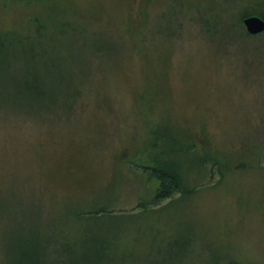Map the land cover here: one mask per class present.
<instances>
[{
  "label": "rangeland",
  "instance_id": "1",
  "mask_svg": "<svg viewBox=\"0 0 264 264\" xmlns=\"http://www.w3.org/2000/svg\"><path fill=\"white\" fill-rule=\"evenodd\" d=\"M256 1L75 0L86 10L96 6L115 27L131 18L144 26L165 11V35L153 32L141 52L129 44L125 59L114 62L109 55L91 57L90 49L111 51L102 34L106 29L89 47L78 41L60 46L54 36L45 47L47 64L28 66L20 51L12 66L16 78L0 66V264H29L22 252L40 229L43 236L65 229L67 237H79L82 226L65 225L67 213L108 199L115 215H135L102 225V232L118 239V264H228L234 259L264 264V162L257 138V130L264 133V54L222 53L197 22L223 3L234 16L258 13ZM23 11L0 7V23L22 21ZM157 28L152 25L150 31ZM262 41L264 36L244 46L252 50ZM27 71L48 75L42 82L50 96L27 93ZM70 76L102 96L106 87L115 108L92 105L76 116L59 115L53 98L66 93ZM153 121H166L232 165L243 161L247 168L229 172L224 180L216 174L203 179L201 188L176 207L159 210L166 200L142 212L140 199L150 198L151 186L125 161ZM192 235L191 251L184 254ZM170 243L177 247L173 253L160 251Z\"/></svg>",
  "mask_w": 264,
  "mask_h": 264
},
{
  "label": "trees",
  "instance_id": "2",
  "mask_svg": "<svg viewBox=\"0 0 264 264\" xmlns=\"http://www.w3.org/2000/svg\"><path fill=\"white\" fill-rule=\"evenodd\" d=\"M0 7L7 12L14 8L24 10L22 21L18 19L11 26L0 23V66H7L10 70L8 77L12 79L17 76L12 75V66L21 59L18 52L24 54V59L29 61L28 66L30 63L33 66L47 64L49 54L45 47L52 45L54 36L60 46L78 41L83 47H89L88 42L98 34V31L106 29L107 31L102 34L108 38L111 51L102 47H97L96 51L90 49L91 57L97 60L100 56L109 55L110 62H114L116 59L119 61L125 59L126 46L129 44L132 43L141 52L149 44V35H153V32L154 36L165 35V11L154 16L147 24H143L144 26L142 23L137 25L136 20L133 21L131 18L115 27L109 26V22L101 14L102 11L97 12L96 6L86 10L75 0H0ZM254 7L259 9L258 13L244 11L234 16L229 13L228 4L223 3L210 13L203 14L197 22L200 23L203 33L215 41L222 53L231 52L237 54L239 58L250 53L259 56L264 54V41L254 46L252 50L244 46L247 41L264 36V33L250 35L243 25V20L253 15L264 19V0H257ZM152 25L159 28L150 31ZM173 32L170 31L169 37ZM42 75L44 74L41 72L37 74L27 71L23 76V87L27 93L51 95L42 82L48 79V75L43 77ZM68 85L66 93L53 98L54 109L59 115L61 111V114L75 113L76 116L80 109H88L92 105L103 110L115 108L114 101L110 102L106 97V87L102 91L104 93L102 96L98 89L91 90L89 86H85L84 81L74 79L72 76L68 79ZM50 108L43 107L47 110ZM262 120L264 121V118ZM257 133L260 142L258 155L264 162V133L260 134L258 130ZM125 163L138 169L139 174L145 177L151 186L150 198L140 199L142 212L149 210L150 203L159 204L166 200H169V203L159 210L176 207L175 204L191 198L201 188L203 179L207 177L211 179L216 174L220 180H224L229 172L247 168L243 161L240 165H232L233 161L229 158L200 146L195 139L183 134L179 128L166 121L165 123L153 121L147 124L142 142L126 158ZM197 177L201 180L191 182V179ZM92 203L95 205L78 209L73 207L67 213L68 221L65 225L69 226L71 221L74 229L82 226L79 230L82 234L79 237L74 235L67 237L70 231L65 229L51 230L43 236L40 229L30 247L22 252L29 264H34L30 262L33 260L35 264H118L120 260L117 256L120 249L114 242L118 239L112 237L108 231L102 232V225L113 219H128L135 215H115L109 199L103 204L97 203L96 200H92ZM193 238L192 235V239L184 243L182 251L184 254L190 253ZM162 246L160 251L164 249L165 253H173V249H177L172 243L166 250L165 246ZM176 262L171 264H178ZM228 264L250 263L234 259Z\"/></svg>",
  "mask_w": 264,
  "mask_h": 264
},
{
  "label": "water",
  "instance_id": "3",
  "mask_svg": "<svg viewBox=\"0 0 264 264\" xmlns=\"http://www.w3.org/2000/svg\"><path fill=\"white\" fill-rule=\"evenodd\" d=\"M243 25L250 35L264 33V19L259 16H250L243 20Z\"/></svg>",
  "mask_w": 264,
  "mask_h": 264
}]
</instances>
